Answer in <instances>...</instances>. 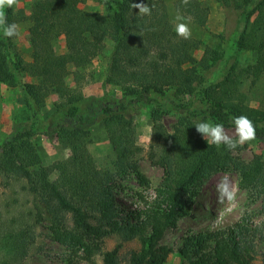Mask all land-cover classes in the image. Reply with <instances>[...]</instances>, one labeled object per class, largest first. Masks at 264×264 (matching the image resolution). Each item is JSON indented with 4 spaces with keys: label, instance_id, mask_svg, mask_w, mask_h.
Returning <instances> with one entry per match:
<instances>
[{
    "label": "trees",
    "instance_id": "1",
    "mask_svg": "<svg viewBox=\"0 0 264 264\" xmlns=\"http://www.w3.org/2000/svg\"><path fill=\"white\" fill-rule=\"evenodd\" d=\"M85 1L32 0L31 13L24 17L16 16L13 7L5 9L8 23L30 22L32 59L27 62L12 60L8 50L11 38L0 29V81L21 87L29 115L26 120L31 124L16 125L4 139L0 177L7 186L12 180L21 183L33 207L0 222V264H26L25 257L35 245L29 240L34 217L36 224L41 219L51 221L55 240L70 249L83 246L91 256L101 253L104 264H121L119 249L101 252L99 245L85 243L90 236L116 233L126 240L138 238L141 249L130 252L129 264H164L173 251L169 246H158L165 231L176 228L193 212L204 183L220 171H236L240 188L251 203L263 199L264 211L263 156L241 160L233 154L235 149L208 145L193 125L208 121L234 126V117L246 115L255 125L256 138H264V87L261 106L252 105L243 90L247 79L256 87L258 79L264 78V0H217L239 12L243 27L234 32L227 46L219 41L206 47L201 59L195 56L201 40L176 34L164 0L158 5L154 0H143L147 5L152 3L150 14L143 15L135 8L141 0H109L112 11L107 13L83 9ZM185 11L198 24L206 23L207 8L188 7ZM62 35L67 49L57 53L54 40ZM106 38H111L114 46L105 82L120 89L122 96L119 100L104 96L96 109L114 150L112 165L99 167L88 147L92 135L85 122L90 114L81 108L86 96L80 88L68 86L65 78L76 62L74 80L80 84L82 70L105 50ZM220 38L225 40L223 35ZM228 50L231 55L236 51L256 55L246 65L233 63L221 80H207V71L232 58ZM23 72L38 81H23ZM52 91L62 99L57 106L64 112L51 126L53 133L69 143L72 157L68 166L61 161L43 164L32 139L35 118ZM138 105L151 107L153 127L147 153L163 168L164 175L152 203L125 218L119 216L124 208L117 202L116 180L138 173L136 158L143 148L137 143L138 126L132 114ZM172 106L179 112L173 132L162 123ZM65 120L75 126H65ZM53 171L59 173L55 179ZM246 215L225 229L185 237L180 252L188 264H256L252 237L264 231V222L261 227L248 226L245 220L250 215ZM211 241L214 245L208 253L192 257L193 248L204 249ZM89 264H97L96 259Z\"/></svg>",
    "mask_w": 264,
    "mask_h": 264
},
{
    "label": "rangeland",
    "instance_id": "2",
    "mask_svg": "<svg viewBox=\"0 0 264 264\" xmlns=\"http://www.w3.org/2000/svg\"><path fill=\"white\" fill-rule=\"evenodd\" d=\"M154 2L156 5L161 4L159 0H154ZM164 2L174 31L177 23H186L190 28L191 37L201 40L202 44L195 52L198 59H201L205 48L210 45L223 41V45L227 46L228 40L232 38L234 32L243 27L239 22V12L236 9L224 7L217 0H189L187 4H184L182 0H164ZM31 3L32 0H18V4L13 6V12L18 17L28 16L31 13ZM150 5H152L151 2L148 6ZM196 6L207 8V21L204 25L198 24L191 16L186 15L185 8ZM81 7L100 13L112 11L109 0H86L81 4ZM177 17L181 19L177 20ZM16 24L19 26V35L11 38L8 50L12 60L27 62L32 59L29 41L30 22L28 19H22L17 20ZM220 35H223L225 40L221 39ZM105 44V50L82 70L83 77L80 84L74 80L73 73L78 68L76 62L70 66L68 76L65 78V83L68 86L77 90L80 88L86 96V99L81 103V108L87 109L90 114L85 122L92 135V142L88 147L99 167L112 165L114 150L102 115H96V109L102 101V97L106 96L110 99L119 100L122 96L120 89L105 82L114 42L111 38H106ZM54 45L57 53H63L67 49L63 35L54 40ZM228 54L231 55L232 51L228 50ZM255 55L256 53L252 51H236L226 64L220 62L213 69L207 71L206 79L209 81L221 80L226 70L228 71L233 63L246 65L252 61ZM20 75L23 81H38V78L29 73L23 72ZM251 80H246L243 90L251 97L252 105L261 106L264 78L258 79L256 87L251 86ZM61 100L59 94L52 91L47 98L46 106L35 118L33 125L36 133L32 139L45 165H51L56 161H61L66 166L71 164L72 151L69 143L53 133L51 126L56 120L62 119L61 114H63L64 108L57 106V102ZM132 114L135 116V122L138 126L137 143L143 148L142 154L136 158L138 173L142 177L138 173H132L125 179L118 178L116 180L117 202L124 208L123 215L120 214L119 216L125 218H128L130 212L136 213L139 209H143L152 203L156 197V188L163 180L164 175L163 168L154 164L147 153L153 127L150 105H138ZM178 114L177 107L172 106L171 111L163 116L162 123L171 132L174 131ZM28 116L21 87L19 85L12 87L0 81V150L4 139L16 125L29 126L31 124L26 120ZM64 124L68 127L75 126V123L70 120H65ZM224 128L229 135H234V126ZM233 154L247 162L256 154H261L264 158V138H255L243 146H239L233 151ZM58 175L57 171H53L51 177L55 179ZM224 176L229 177L231 184L236 189L235 200L232 202L227 200L221 202L218 199L216 186ZM142 178L146 179V182H143ZM28 200L29 202H27ZM30 200L31 197L23 191L21 183L12 180L11 185L7 186L0 177V222H7L11 216H18L20 212H30L33 207ZM262 200L251 203L246 191L239 186V177L236 171L214 173L204 183L199 201L193 212L182 218L176 228L167 229L159 241L158 246L173 248L164 264H188L187 257L180 252L185 237L196 235L202 231L225 229L247 213L250 215L245 220L248 226L261 227L264 222V211L261 210ZM36 221L37 219L34 217L29 240L35 242V245L25 257L26 264H89L93 259H96L97 264H104L101 253L91 256L83 246L72 250L55 240L51 230L52 223L48 219H41L37 224ZM262 235H264V231L262 233L257 232L255 237H252V243L255 244L257 250V254L254 253L256 264H263L264 241L261 240ZM85 243L90 244V246L99 245L101 252L118 248L121 264H129L130 252L141 249V242L138 238L126 240L121 234L116 233L109 236H90L85 240ZM212 245H214V241L207 243L204 249L195 250L193 248L192 257L198 258L202 253H208Z\"/></svg>",
    "mask_w": 264,
    "mask_h": 264
},
{
    "label": "clouds",
    "instance_id": "3",
    "mask_svg": "<svg viewBox=\"0 0 264 264\" xmlns=\"http://www.w3.org/2000/svg\"><path fill=\"white\" fill-rule=\"evenodd\" d=\"M182 2L187 4L189 0H182ZM17 4L18 0H0V29H2L3 35L7 38H13L19 35V26L16 23H8L5 13L6 8H12ZM135 8L142 15L150 14L151 12V9L143 2V0L135 4ZM180 19V17H177V20ZM175 32L178 36L184 39H189L191 37L190 28L186 23H177L175 25ZM193 125L195 126L197 133L207 141L208 145H215L217 147L223 145L228 150H234L238 146H243L256 138L255 125L246 115L234 117V135H229L221 123L201 121L194 123ZM216 190L218 193V199L221 202L224 200L229 202L235 200L236 189L231 184L229 177H222L217 183Z\"/></svg>",
    "mask_w": 264,
    "mask_h": 264
}]
</instances>
